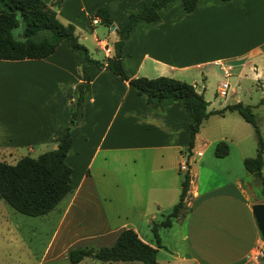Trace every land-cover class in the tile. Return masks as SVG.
Masks as SVG:
<instances>
[{
	"label": "crops",
	"instance_id": "obj_1",
	"mask_svg": "<svg viewBox=\"0 0 264 264\" xmlns=\"http://www.w3.org/2000/svg\"><path fill=\"white\" fill-rule=\"evenodd\" d=\"M44 1L51 8L57 7L56 16L61 23L74 25L78 40L90 55L91 48L85 41L92 39L101 50L104 62L113 55V43L118 39L115 30L126 24L130 13L153 0ZM99 7L109 11L114 29L99 24V18L94 16ZM158 14L156 21L140 19L122 46V63L129 77L165 75L189 81L206 101L205 87L198 88L199 80H188V77L199 76L206 81V68L211 65L220 71L221 65H229L230 72H236L238 78L250 75L263 84L264 0H198L196 10L190 13L184 11L181 0H172L158 9ZM99 34L103 36L99 38ZM89 70L91 77L83 114L71 129L72 143L65 157L72 169V190L47 214L29 216L49 221V216L58 213L52 217L56 222L38 264L67 259L72 245L80 242L81 237L87 241L85 232L80 231L85 228H80L78 212L93 202L92 198H99L90 167L101 151L115 152L110 173H124L125 187L132 194L125 195L131 199L129 207L143 206V188L148 198H153V212L172 208L180 193L177 169L189 141V113L176 103L163 111L152 109L144 95H138L127 81L113 72L95 64H91ZM81 78L79 55L66 39L45 58L0 59V161L6 162L5 157L12 156L18 147L25 146L29 151L35 146L47 151L56 147L57 139L69 124L70 107ZM235 84L240 87L238 81ZM197 136L198 133L192 155ZM225 140L220 138V141ZM230 151L228 145L226 156L210 155L207 159L210 167L205 168V172L215 185L199 189L192 176L184 214L175 218L170 226L177 227L172 243L166 240L168 233L165 232L160 235L158 246L142 236L132 222L131 228L138 236L157 249L158 264H264V259L255 262L248 258V253L262 241L251 206L264 199L250 200L249 185L243 180L249 172L239 161L235 168L228 160ZM196 154L204 155L202 150H197ZM115 156L122 158L117 160ZM244 158L240 154V162L243 163ZM107 162V158H103L104 167L108 166ZM221 162L226 165L225 172L219 170ZM142 164L146 170L140 174ZM216 178L222 180L215 181ZM115 186L118 188L117 184ZM96 210L97 207L94 212ZM153 212L149 211L145 219L148 228L162 221L156 220ZM104 213L101 205L99 216L94 213L90 224L99 222ZM25 225L0 211V264H28L29 259L22 257L25 252L17 251L19 247L28 248L27 242L36 235V226ZM117 231L113 228L106 232L98 230L91 239L100 237L98 243L107 241L111 245ZM26 254L28 257L33 253L27 251Z\"/></svg>",
	"mask_w": 264,
	"mask_h": 264
},
{
	"label": "trees",
	"instance_id": "obj_2",
	"mask_svg": "<svg viewBox=\"0 0 264 264\" xmlns=\"http://www.w3.org/2000/svg\"><path fill=\"white\" fill-rule=\"evenodd\" d=\"M171 1L153 0L150 4H145L130 13L126 24L121 29L115 30L118 39L113 43V55L102 62L93 59L88 49L79 42L74 25L61 23L56 11L44 0H0V59L45 58L55 51L62 40L66 39L71 49L78 53L82 69V81L76 86L77 95L70 107L69 124L65 133L57 139L56 147L37 157L22 156L14 164L0 161V198L15 211L27 216L45 215L72 190L70 179L72 169L65 162V157L72 143L71 129L83 114L85 94L91 77L89 70L91 64L106 68L127 81L138 95L145 96L146 104L152 109L163 111L168 105L176 103L186 110L191 118L189 141L183 150L187 160L192 156L196 134L208 115L223 116L227 112H236L240 115L252 125L257 136V152L253 157H245L243 164L249 173L259 179L261 195L264 199L262 174L264 141L251 105L236 102L227 104L221 109L207 111L208 102L202 93L196 91L193 84L168 76L129 77L124 69L122 46L132 28L140 19L148 22L159 20L158 9ZM181 2L187 13L196 10L198 5V0H181ZM94 16L99 18V24L102 26L113 25L109 11L105 7H99ZM20 21L22 30L16 38L12 31L19 26ZM227 154L228 144L225 141H218L214 155L224 157ZM191 178L190 171H185L177 202L164 220L152 226L158 246L160 239L157 235V225L169 227L175 218L184 214ZM156 252L157 249L143 241L136 231L132 228H124L118 232L113 244L99 248L87 246L71 248L67 253V259L71 264H77L85 257H92L109 264L135 261L142 264H158Z\"/></svg>",
	"mask_w": 264,
	"mask_h": 264
},
{
	"label": "rangeland",
	"instance_id": "obj_3",
	"mask_svg": "<svg viewBox=\"0 0 264 264\" xmlns=\"http://www.w3.org/2000/svg\"><path fill=\"white\" fill-rule=\"evenodd\" d=\"M21 30H22V25L20 21L19 26L13 29L12 31L14 37L18 38L21 33ZM99 35H98L99 38L103 36V35L100 36ZM85 42H86L85 44H89L91 48L92 51L91 56L100 59L101 61L103 59L102 58L103 54L101 50L98 49V46L95 45L92 39L91 40L88 39ZM80 43L83 44V42ZM209 68H211L212 71L208 72ZM206 71H207L206 81H203L201 80V78H198L199 76L188 77V80H192L193 78H196V80L197 79L199 80L196 83L198 88L200 86H202L201 89L205 87L204 96L209 102L207 106V111H212L213 109H219L222 105L224 106L228 102L231 103L235 102V100L237 99H238L237 102H242L244 104L252 105L253 106L252 111L254 113V117L259 127L262 139L264 141V77H262L261 80L263 81L262 82L263 84L260 85V83L252 79L250 75H248L247 77L241 76V78H238L236 72H230V76L228 78H225L222 71H220L218 67L214 65L207 67ZM149 76L151 77H147V78L157 77V75H149ZM158 76H165V75H158ZM263 76H264V69H263ZM225 80L229 82L230 88L228 90V94L225 97H220L217 94V87L222 81ZM236 81L239 82L240 87L236 86L235 84ZM185 82L189 83V81H185ZM223 116L218 114L208 115V117L202 122L199 128L194 154L188 160L186 156L183 158L181 157L180 160V162L184 161L187 164L188 166L187 170L190 171L191 176H194L193 179L197 184V186L199 187V189H204L207 186L216 184V182L208 178L207 173L205 172V168L210 167V164L208 163L207 159L209 158L210 155H213V157H215L214 153L211 151L214 150L215 143L220 141L221 137L226 138L225 142L229 145L231 150L228 156V160L233 162L235 168H236L235 164L236 162L238 163V161L239 164L241 163V167H244V164L240 162L239 159L240 154H243L245 157H253L257 152V145H258L257 136L254 132V128L252 127V125L246 122L236 112H227ZM197 150H202L204 155L198 156L196 154ZM45 151L47 150H42L37 146H35V148H33L31 151L26 149L25 146L18 147L15 151H13L12 156L5 157V160H7L6 161L7 163L14 164L22 156L28 155L30 157H37L38 155H40ZM112 153L115 152L101 151L96 156L94 164L90 167L92 174L91 179H93L94 185H96V191L99 195V198L98 197L92 198L93 202L91 201L84 208H82L80 212H78L80 213V218H81L80 221L82 222L81 224L82 227L80 228H85V230H80V231L85 232L83 234L86 235L87 241L84 242V237H81L80 238L81 241L72 245L71 248L83 247V246L96 248L95 246H99V245L108 246L110 243H107V241L98 243L100 237L93 239H91V237H94L97 234L96 232H98V230L99 232H106L107 229H112V228L116 230L118 229L119 231L124 228H131V226H133L132 222H135L134 223L135 226H138V230L142 236H145V238H149L154 243L156 242L155 233L152 230V224L148 228L145 223V219L149 217L148 212L150 211V213H152L154 210L153 202H152L153 198H148L149 196L147 195V193L144 192L145 188H143L141 191L143 198L142 203H144L143 206H139L137 208L134 206L129 207V205L131 204V199L127 198L125 195L131 193H129V191L127 192V188L125 187V185H127V180L124 181L125 179L124 173H116V174L110 173V168L114 165V163L111 162V160H113ZM118 154H120V152ZM103 158H107L108 160L107 167H104ZM115 158H117V160H120V158L122 157L115 156ZM125 159H127V157ZM218 159L220 161H225L222 158H218ZM139 168H140V174L144 173L146 170L144 164L140 165ZM77 169H76V173H77ZM219 170L221 172H225L226 170L225 163L221 162ZM177 171L180 180L178 185V189L180 192V182L182 180L185 171L180 170L179 165ZM262 174L264 175V154H263ZM223 177L227 178L225 176ZM221 180L222 179L220 178L215 179V181H221ZM243 180L249 185V187L247 188V193L250 200L251 201L263 200V197L261 195L262 193L261 183L259 179L255 175L248 173V176ZM116 184L118 185L117 186L118 188H116L115 186ZM104 196H107L110 199ZM101 205L105 210V213L103 214V218L100 219L99 222L98 220H96L95 223L90 224L91 217L94 216V213L96 214L98 213V209L101 207ZM145 206L147 208H143ZM96 207L97 210L94 212ZM171 209H172L171 207L167 209L166 208L161 209L160 211L153 212V214L156 216V220H164L167 214L171 211ZM0 211L2 214L7 213L11 215L12 220L14 222L20 223V225L26 226L25 224L30 223L31 225L36 226L34 229L36 235L35 237L32 238L31 242H27L29 246L27 248L28 250L26 249L28 251V254L30 251H32L33 254L27 257L26 254L27 251L25 250V247L24 248L19 247L20 249L17 252L18 253L25 252V255H23L22 257L29 259L28 264H38L40 257L42 256L43 248L46 242L48 241V238L53 230L52 228L54 227V223L56 222L52 217L54 215L58 216V213L55 212L53 216L52 215L49 216L48 218L49 221L39 217L33 218V217L25 216L23 214L15 212L13 208H11L3 199H1L0 202ZM143 213H145V215ZM96 216L98 217L99 215L97 214ZM159 227H161V229ZM176 229H177L176 226H173L172 228H170L169 226V228L164 229L162 226L157 225V235L160 239L161 237L160 235H163V233L165 232L168 233V238H166V240L169 243H172ZM119 231H117L116 234ZM77 240L78 239H76V241ZM133 263L142 264L141 262H136V261ZM40 264H70V263L67 261L66 258H62L54 262H42ZM79 264H109V263L101 262L92 257H85ZM119 264H126V263H119ZM161 264H163V262H161Z\"/></svg>",
	"mask_w": 264,
	"mask_h": 264
},
{
	"label": "built area",
	"instance_id": "obj_4",
	"mask_svg": "<svg viewBox=\"0 0 264 264\" xmlns=\"http://www.w3.org/2000/svg\"><path fill=\"white\" fill-rule=\"evenodd\" d=\"M94 22H96V20H93ZM221 70L222 73L224 75L225 78H228L230 76V70H231V66L227 65H221ZM229 82L228 81H222L219 86L217 87V94L220 97H225L228 94V90H229ZM187 164L183 161L180 163L179 165V169L186 171L187 170ZM248 258L252 261L258 262L259 260L264 259V242L263 240L261 241V243H259L258 245H256L249 253H248Z\"/></svg>",
	"mask_w": 264,
	"mask_h": 264
},
{
	"label": "water",
	"instance_id": "obj_5",
	"mask_svg": "<svg viewBox=\"0 0 264 264\" xmlns=\"http://www.w3.org/2000/svg\"><path fill=\"white\" fill-rule=\"evenodd\" d=\"M57 7L54 6L53 10H56ZM110 29H114L113 25L110 26ZM252 214L255 219L258 231L260 233L261 239L264 242V202H257L251 206Z\"/></svg>",
	"mask_w": 264,
	"mask_h": 264
}]
</instances>
